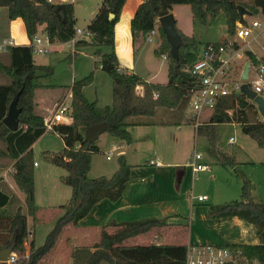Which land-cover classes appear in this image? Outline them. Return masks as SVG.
<instances>
[{"label": "trees", "instance_id": "obj_1", "mask_svg": "<svg viewBox=\"0 0 264 264\" xmlns=\"http://www.w3.org/2000/svg\"><path fill=\"white\" fill-rule=\"evenodd\" d=\"M126 0H102L95 15L86 26L92 34L90 41L77 39L74 54L64 58L69 64L72 55L79 53L84 46L94 47L95 67L106 72L112 82V103L103 108L97 107L96 101H88L83 88L92 81V72L74 80L71 90L70 123H57L52 127L63 140V148L58 152L43 151V158L48 163L63 168L65 175L61 183L70 187L69 200L58 206L54 226L46 235L42 245L36 246L34 238H28L27 215L35 218L38 206L34 190V161L31 145L45 131L43 118L34 112V93L37 84L36 70L52 72L51 67L37 65L33 60L32 48L29 45H12L6 47L7 62L0 57V74L9 82L0 84V141L7 146V151L14 162L12 178L17 188L24 194L26 213L19 207L14 214L0 215V248L6 246L16 231V244L13 252L19 258L15 264H39L56 247L60 235L67 226L77 227L92 207L101 199L116 201L123 194L130 180V165L123 155L118 156V168L110 176H89L92 154L99 150L96 142L85 139V130L92 124L105 122L107 132L125 143H131L132 136L128 131L126 119L133 116H152L157 107L179 108L188 103L190 92L198 85V79L187 69L197 58L199 47L205 43L193 36H187L177 29L181 37L178 58L170 54L168 43L157 19L170 13L174 5H188L194 20L201 25H208L209 20L223 18L227 33H235V22L238 20L237 5L254 14L264 17V0H252L250 4L234 0H141L130 20L133 44L139 38H146L149 31L157 28L160 43L154 49L156 57L165 55L168 66L166 84H152L133 72L122 69L114 51V25ZM0 8L5 10L8 21L20 17L24 23L27 37L42 31L50 43L67 42L76 28L74 6L68 3H51L48 0H0ZM112 15V17H111ZM223 41L215 43L224 44ZM236 47L239 44L235 45ZM251 65L260 62L253 53L245 50ZM143 86V94L136 92ZM22 88L17 106L19 126L16 131L9 130L2 122L13 96ZM157 92V97L153 93ZM232 111L233 120L239 124L242 132L252 138L264 149V119H258L254 102L243 94H232L220 100L215 106V113L206 123L197 126V134L205 136L208 141L207 152L218 157L223 165L235 166V160L222 154L217 147V124L226 121L224 110ZM250 183L243 180L241 199L210 206L214 216H237L253 224L257 232L264 231V201L253 200L250 196ZM8 195L0 189V207L8 202ZM165 224L164 218H146L134 221L111 222L101 226L99 238L93 246H74L70 251L72 264H184L186 245L184 244H128L127 241L137 235ZM240 249L250 259L264 263V243L261 244H227ZM27 255V256H26ZM26 257V258H25ZM0 264H8L0 262Z\"/></svg>", "mask_w": 264, "mask_h": 264}, {"label": "rangeland", "instance_id": "obj_2", "mask_svg": "<svg viewBox=\"0 0 264 264\" xmlns=\"http://www.w3.org/2000/svg\"><path fill=\"white\" fill-rule=\"evenodd\" d=\"M237 2L245 1L251 3V0H236ZM102 0H76L75 1V18L77 20L76 26L83 29L85 25L89 23L91 18L92 11H98ZM100 3V4H99ZM99 4V5H98ZM95 12V13H96ZM174 18H176V28L188 36H194L195 39L199 40L202 43L206 41L216 42L223 41L224 39H233V35L227 33V28L224 23L223 18L211 19V23L208 25H201L197 23L192 17V13L188 5H175L173 7ZM172 13V12H171ZM245 21L249 22L253 19L262 20L263 16L260 14H254L250 12L249 15L244 16ZM215 21V22H214ZM160 25V24H159ZM213 29V34L211 30ZM40 33V32H38ZM258 41L264 42V33L260 36L258 40L251 43L250 46L245 45L243 41H240L244 48H253L258 54H264V50H261L258 44ZM56 45L50 44L49 50L46 53L38 54L33 53L34 62L46 65L53 68L52 72L44 76L37 78L38 84H44L46 89L37 93L39 102L45 100L49 102L50 106L47 111L49 113L53 112L55 104L61 99L54 100V97L58 92L66 93V88L69 87L72 82L87 76L92 72V81L84 86V93L88 101H97L100 107L111 105V78L109 75L102 71L100 67H95L96 57L94 56V47L84 46L79 49V53L75 56L72 55V59L69 64H67L66 69L62 72L56 74L54 72V67L58 64H55L61 58H65L66 55L72 54L71 50L67 47V44L55 42ZM159 40L158 36L153 35V40L148 42L143 40H136L134 45L137 58V70H144L143 73H151L150 75L155 74L154 81H168V66L167 62L159 57H156L153 53L154 49L158 46ZM203 44L199 47L198 52L202 48ZM76 49V48H75ZM197 52V53H198ZM74 54V53H73ZM5 62L8 61V57ZM64 60V59H63ZM62 60V61H63ZM61 62V61H60ZM244 62V58L238 59L236 64ZM237 67V65H236ZM242 66H239V68ZM237 70V69H236ZM236 76L239 73V70L236 71ZM8 83L9 79L5 76L0 75V84ZM84 95V96H85ZM35 96L34 93V112H35ZM70 96L67 97L66 103L70 104ZM180 113L173 121L181 123V130L186 132V134L181 133L183 138H179L178 142L175 144L172 143L173 139L166 135L165 131L158 133H152L150 139L158 140V145L161 148L167 146V148H172L173 146L177 149L179 154V159L182 164L185 163V159L191 153L192 150L201 152L203 154V161H210L214 164L217 161L216 157L209 154L206 150L207 139L205 136L194 137V128L195 123V112L190 107V104L185 103L179 107ZM213 110H205L202 112L199 121H203L207 118ZM36 113V112H35ZM232 114V111H231ZM49 115V114H48ZM50 116V115H49ZM173 117V115L171 116ZM258 119H262L260 114L256 116ZM229 114L226 115V122L219 123L217 126V146L222 153H225L229 156H233L235 160V166L238 168L236 171H231L228 175H218V178L214 182H210L208 175L210 170L197 173L193 179L195 187L193 192L195 195L199 193H206L208 200H205L204 203H196L193 206L186 204L185 213L189 212L190 208L196 210V214L193 220V225L188 227L186 225H169L167 228H164V239L167 243H178L185 244L189 243H200V244H213V239H225L226 236L233 237V233H229L227 228L217 229L212 226H209L206 223L203 215V210L209 208L211 205H218L219 203H225L228 201H233L241 199V188L243 180H247L250 183L251 188H254V185H258V188L262 189L264 187V163L259 164L260 161H264V149L260 148L257 143L250 138L248 135L244 134L238 123L231 120ZM50 118H48L49 120ZM132 121V120H131ZM173 134V133H172ZM178 136V135H177ZM233 138V142L229 141V138ZM117 141L112 139V137L107 132H102L99 136L97 145L99 150L92 154L93 156V168L89 172V176L92 178L99 176L110 177L113 174V171L118 167L117 158L120 155L121 150L112 151L110 154V141ZM155 142V141H154ZM63 148L62 139L57 135L56 132L52 130H46L44 135L37 140L32 148V158L33 161L37 162L38 167H34V190H35V199L38 206V218L42 219V224H39L35 228V241L36 246H40L44 243L46 235L51 231L54 226L55 219L58 213L59 203L62 205L69 200L71 189L70 187L61 183L59 177L65 175L66 172L63 168L56 166L54 164L48 163L44 160L42 154L43 151L50 150L53 152H58ZM166 148V149H167ZM168 148V150H169ZM139 152L136 161H142L140 159L148 158L152 155L153 145L146 142L139 143ZM7 151V146L4 142L0 141V186L3 185L10 193L15 190V187L12 183L11 171H8L7 180L10 183H7L4 179L3 173H6V167L10 162L11 156ZM110 155V160L106 159V156ZM135 156V153L133 154ZM131 157V156H130ZM134 158V157H133ZM132 158V161L134 159ZM246 161H249L248 163ZM253 161L254 164L250 163ZM97 167H96V166ZM263 166V167H262ZM218 168V167H217ZM220 171L223 169H219ZM263 170V172H262ZM222 172V171H221ZM225 174V173H223ZM6 178V177H5ZM12 186V187H11ZM14 188V189H12ZM256 200L255 198H253ZM15 200H12L11 207ZM57 205V206H56ZM73 230V229H70ZM189 232V238H188ZM64 235V234H63ZM61 235L62 238L64 236ZM71 236V235H70ZM98 236V233L95 234ZM93 237V241L96 237ZM146 235L140 236L141 239L131 238L129 243L142 244L144 242L143 238ZM89 241V240H88ZM224 242V240H219ZM76 246L87 244L80 243L78 240L72 241ZM69 241L60 242V248H63L65 252L74 247ZM27 246V245H25ZM71 264V263H70Z\"/></svg>", "mask_w": 264, "mask_h": 264}, {"label": "crops", "instance_id": "obj_3", "mask_svg": "<svg viewBox=\"0 0 264 264\" xmlns=\"http://www.w3.org/2000/svg\"><path fill=\"white\" fill-rule=\"evenodd\" d=\"M48 1L51 3L71 2L74 6L76 0H48ZM140 3H141V0H126L124 2V5L120 13V17L114 25V51L118 58L119 65L122 69H125L128 72H133V73L138 74L146 82H149L152 84H166L167 83L166 80L162 82L154 81L155 74L153 76V75H150L151 73L148 72L146 73L147 75H145V73H143L144 70H141V71L137 70V65H136L137 58H136V51H135L136 48L135 46H133L134 44L132 41V35H131V30H130V20L133 17ZM238 3L250 4L245 1H240ZM173 7L170 10V13L172 12L173 16H175L173 12ZM95 12L96 11H92L91 16H93ZM74 17H75V7H74ZM216 19L218 18H215V20ZM175 21H176V18H175ZM211 22L212 21L209 20V23ZM86 26L87 25H85V28L83 29H86ZM40 33H43L42 27H40ZM211 33L212 34L214 33L213 29L211 30ZM155 34L158 36V40L160 43L158 32ZM153 35L150 36L151 41L153 40ZM9 38L12 39L13 41L12 45H29V42H30V39L26 35L25 26H24L22 19L18 17V18L8 21L6 19L5 10L3 8H0V43L2 40L9 39ZM259 38L260 36H258L254 40H249L248 46H250L251 43L255 42ZM86 40L90 41V39H86ZM137 40L146 41L147 39L138 38ZM51 44L56 45L57 43H51ZM258 44H259L260 49L264 50V48H262V45L264 44V42L258 41ZM246 50L251 51L253 55L255 56V58L260 63L264 64V54H258L253 48L251 49L246 48ZM0 57L3 62L6 61L7 59L5 58L7 57L6 48L0 50ZM159 58H162L166 61L165 55H161L159 56ZM240 58H244V62H240L239 64H236L237 65L236 71L239 70V72H241V70L243 69L244 64L247 61H249L248 57L245 55V52H243V55L239 57L238 59ZM63 59L64 57L58 60L55 64L59 63ZM34 63L37 65H41L36 62ZM42 66H46V65H42ZM239 66H242V67L239 68ZM2 84H5V83L2 82ZM39 85L41 87H38L35 90V94H36L35 112L36 114L40 115L43 118L44 123H45L46 120H48V118H50L52 115V112L49 113V111H47L49 109L50 104L49 102H46L45 100H42L41 102H39L37 93L43 90H49V89H46L44 84L40 83ZM143 91H144L143 86H138L136 88V92L140 95L143 94ZM83 93H84V89H83ZM68 96H70V99H71L70 86L66 88V93L58 92V94L54 97L52 101L61 99V98H63L62 100L66 101ZM111 103H112V82H111ZM106 106H110V105H106ZM97 107L102 108L99 106V104H97ZM180 111L181 110H179V108L177 107L175 108L157 107L154 115L152 116L128 117L126 119V122L128 123L127 129L132 136L131 143H125L119 140L118 138L112 137L110 135L112 139L117 140L115 142L112 140L110 141V146H109L110 150H111V146H114V149L112 151H115L117 149L121 150L120 155H123L126 159V162L130 165V180L128 181L126 185V188L123 194L116 201H111L109 199H101L92 207L90 212L79 221V225L77 227H72V226L65 227L61 234V235L64 234L63 235L64 238H62L60 235L59 241L55 249L50 254H48L47 257L44 258V260L40 262L39 264H70V263L72 264L70 250L68 252H65L63 248H60L59 246L60 242L71 240V243H72V241L74 242L78 240L80 243L87 242V244H84V245L93 246L94 243L99 238V231H100L101 226L105 224H109L111 222L120 223V222H125V221H134V220H141V219H146V218H159V219L164 218L165 219L164 225L160 227H156L147 233L137 235L133 238L141 239L140 236L146 235L143 238L144 242L142 244H149V243L178 244V243H167L165 241L166 239H164L165 237H164V232H163L164 228L165 227L167 228V226L169 225H173V226L186 225L189 229V227L193 225V220L196 214V210L194 212V208L193 209L190 208L187 214V212L185 213L184 206L188 202L190 206H193L196 203H204V201L199 202L196 199H192L191 195L193 196L206 195V193H199L197 195L194 194L193 188L195 187V185L193 183V179L195 178V176H192L191 169L187 165L193 153L198 152V151L192 150L191 153L188 155V157L185 159L186 161L184 164H182V162L179 159H177L179 158V154H178L177 149L174 146L178 142L179 138L180 139L183 138V135H181V133L186 134V132L181 130L182 121H179V123L176 121H173L176 117L179 116ZM213 111L214 112H212L203 121H199V117H201L203 111L200 114H198L197 119H195V123L193 125L194 137H196V134H197V131H196L197 126L199 124L208 122L209 118L215 113V109H213ZM256 111H257V114H259L257 107H256ZM224 114L225 116L229 114L232 117L230 109L224 110ZM172 115L173 117H171ZM231 120L234 121L233 118H231ZM163 131H165L166 135H169L173 139L172 143L174 144V146L172 148L168 147L169 150L167 146L164 148H161L157 144L158 140L150 139L152 133L159 134L160 132H163ZM44 133L39 138H41L44 135ZM99 136L95 141L97 143L99 140ZM38 139L34 141V143L31 145V148H33L34 144L37 142ZM146 141H148L149 143L153 145L152 155L148 158L140 159L142 161H136L138 157V152H139V149H138L139 143L146 142ZM230 142H233V138H232V141ZM62 143H63V140H62ZM207 148H208V141H207L206 150ZM46 151H50V150H46ZM50 152H53V151H50ZM133 152L135 153V156L132 155ZM222 154H225V153H222ZM230 157H233V156H230ZM132 158L134 159V161H132ZM216 159H217V161L215 162L216 164L210 161H203V154H202V163H204L208 167L204 171H207L208 169L210 170L209 175H208V179L210 180V182L211 181L214 182L218 178V175H221V174L223 176L228 175L231 173V171H236V169L238 168L237 166L223 165L220 163L218 157H216ZM107 160H110V158ZM151 160L158 161L160 164L159 165L150 164L149 162ZM13 162H14V159H10L9 164L6 167V173H3L4 179L7 183H10V181L7 180L8 178L7 174H8V171H11ZM246 162L248 163L249 161H246ZM250 163L254 164L253 161H250ZM263 163L264 161L259 162V164L261 165ZM34 167H38V164L34 165ZM92 168H93V156L91 157L90 171L92 170ZM117 168L115 169V171L117 170ZM219 169H223L221 170L222 172ZM115 171H113V173ZM204 171H200V172H204ZM11 177H12V172H11ZM12 183H13V186L15 187V190H13L12 193H10L9 190L3 187V185L0 186V189L4 193H6L9 197L7 204L3 207H0V215L2 216L14 214L15 211L19 207H21L22 211L26 213V207L24 203V194L17 188V186L14 183L13 178H12ZM250 196L252 199L255 198L256 200L264 201V187L262 189L261 188L259 189L258 185L256 184L254 185V188L250 187ZM13 199L15 200V202L13 203V206L11 207L10 205ZM220 204L222 203H219L218 205ZM58 205H61V204L59 203ZM211 206H216V205L214 204ZM202 213L206 221L205 224L209 225L210 223L209 226H212L217 229L227 228L229 229L228 230L229 233L234 234L233 237L226 236L227 238L225 239L215 238L213 239V242H216V243H213V244L227 245V244H261V243H264V231H260L258 233L256 230V227L253 224L247 222L246 220L242 218H239L237 216H214L210 213V207L205 208ZM59 214H60V209L58 208V213L56 214V216ZM56 218L53 220L55 221ZM26 221H27L28 238L25 242V245H27L26 247L28 248L30 240L32 238H34L35 240V233H36L35 228L37 225L42 224V219L38 218L37 214L35 218L27 215ZM70 229H73V230H70ZM97 233H98V236H95V234ZM94 236L96 238L93 241ZM188 238H189V232H188ZM219 240H224V242H220ZM128 241H127L128 244H137V243H129ZM72 244H73L72 246H76L75 243H72ZM192 244H197V243L187 242L184 245L187 246V245H192Z\"/></svg>", "mask_w": 264, "mask_h": 264}, {"label": "built area", "instance_id": "obj_4", "mask_svg": "<svg viewBox=\"0 0 264 264\" xmlns=\"http://www.w3.org/2000/svg\"><path fill=\"white\" fill-rule=\"evenodd\" d=\"M235 33L233 39H228L224 44L208 42L202 46L197 53L196 60L187 69L191 75L198 79V85L190 92L189 104L195 112V119L198 114L205 110H213L217 103L232 94H242L240 86L246 82L250 89L257 95L264 98V64L249 65L246 80L241 79V72L236 76V62L246 50L240 41L248 45L249 40H254L264 33V17L262 20L253 19L240 23L235 22ZM154 27L149 31L146 39L151 41L153 34L157 33ZM92 34L86 29L76 27L74 35L66 42L67 47L73 54L77 39H91ZM240 40V41H238ZM12 39H4L0 43V50L7 46H12ZM50 41L45 32L36 33L29 42L33 53H46L49 50ZM239 44L238 47L235 45ZM264 48V44L262 45ZM157 92L153 93L157 97ZM72 121L70 104L61 100L55 104L54 110L49 120H46V130H52L54 124L70 123ZM197 125V123H196ZM232 141V138L229 139ZM114 149L111 146L109 154ZM107 159L110 155L106 156ZM150 164L159 165L158 161L151 160ZM37 163L34 162V165ZM192 172V176L208 167L202 163V153L194 152L187 164ZM192 199L199 202L207 200V195H191ZM27 256V255H26ZM26 258V257H25ZM19 258L15 252L9 254L8 264H15ZM184 264H264L257 259H250L242 253L240 249L231 248L227 245L219 244H192L186 246Z\"/></svg>", "mask_w": 264, "mask_h": 264}, {"label": "water", "instance_id": "obj_5", "mask_svg": "<svg viewBox=\"0 0 264 264\" xmlns=\"http://www.w3.org/2000/svg\"><path fill=\"white\" fill-rule=\"evenodd\" d=\"M237 10H238V22L243 23L244 22V16L249 15L250 11L242 7L241 5H237ZM112 17V15H111ZM158 23L161 26V29L170 44V54L172 55L173 58L177 59L178 58V49L181 45V37L177 31L176 28V21L172 13H168L166 15L160 16L157 19ZM67 61L63 60L59 62L55 67H54V72L56 74L60 73L61 71L66 69L67 66ZM249 61H247L244 64V67L241 72V79L246 80L248 76V69H249ZM48 74L47 71L45 70H36L35 71V76L40 77ZM240 91L241 93L250 101L254 102V104L257 107V110L261 117L264 119V98L261 97L260 95H257L254 91L250 89L248 84L246 82H243L240 86ZM22 92V88L18 90V92L13 96L12 100L10 101L8 105V109L6 112V115L4 116L2 122L4 125L11 131H16L19 126V113L21 111V108L17 106V102L19 99V96ZM106 123L101 122V123H96L90 125L86 130H85V139L88 142H95L98 136L106 130ZM16 236L17 233L16 231L13 232L11 240L9 243L0 248V262H6L8 260L9 254L13 252L15 244H16Z\"/></svg>", "mask_w": 264, "mask_h": 264}]
</instances>
